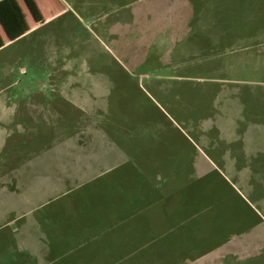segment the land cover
<instances>
[{
	"label": "rangeland",
	"instance_id": "1",
	"mask_svg": "<svg viewBox=\"0 0 264 264\" xmlns=\"http://www.w3.org/2000/svg\"><path fill=\"white\" fill-rule=\"evenodd\" d=\"M48 4L61 14L19 42L16 54L29 63L25 74L18 69L15 73L18 94L40 88L52 102L31 121H23L25 129L14 134L13 139L26 136L21 157L51 156L64 147L61 142L71 139L72 115L67 110L63 117L61 111L56 115V103L60 101L61 108L66 103L53 92V85L74 76L75 88L96 92L95 100H75V128L91 120L102 125L127 158L118 170L75 188V196L82 192L85 204L102 205L101 198L105 200L118 183L133 189L130 173H140L145 180L153 177L160 185L159 199L154 198L159 210L150 215L165 222L167 208L182 218L187 215L181 211L184 207L190 222L196 223L194 235L201 238L140 239L134 251L130 240L126 259L119 264H264V159L226 165L207 150L205 137H197L202 127L209 140L242 136L237 133L238 103L247 109L246 121L241 118L238 126L245 132L242 138L264 141V132H248L246 125H264V0H49ZM41 34L47 48L42 52ZM38 56L46 67H35ZM157 74L163 77L157 79ZM180 74L192 78L180 82L170 78ZM37 80L42 85L37 86ZM225 98L231 102L225 103ZM255 102L261 108L251 110ZM233 118L236 132L219 130L221 124L230 129ZM201 152L212 164L202 163L203 172L198 173L193 162ZM145 185L146 181L138 185L144 202L151 199ZM95 188L97 195L89 192ZM6 192L0 190V207ZM4 217L1 209L0 224ZM133 222L129 220L128 226ZM1 227L0 239L9 237L10 228ZM241 233L252 239H237ZM229 244L239 256L224 258ZM125 251L124 247L122 254Z\"/></svg>",
	"mask_w": 264,
	"mask_h": 264
},
{
	"label": "crops",
	"instance_id": "2",
	"mask_svg": "<svg viewBox=\"0 0 264 264\" xmlns=\"http://www.w3.org/2000/svg\"><path fill=\"white\" fill-rule=\"evenodd\" d=\"M48 1L9 0L24 31L14 40H9L0 23V182H4L0 185V190L7 191V194H3L6 202L0 207L2 212H6V217L3 218V224L0 226L10 228V232L6 233L9 237L0 239V264H119V260L126 259L130 240L133 242L130 244L134 251L138 248L136 243L140 239L141 241L142 239H201L199 235H194L196 223L190 222L191 216H188L190 213L188 214L184 207H181V211L187 215L182 218L176 215L177 211L169 208L165 219H162L165 222L160 220V216L150 215V212L153 211L155 214L159 210H156L154 198L159 199L160 185L152 181L153 177H147L145 180L140 173L135 175L130 173L129 177L135 181L132 185L133 189H127L129 187L126 183L121 185L118 183L115 188H111L108 195H105V200L101 198L100 201L105 202L102 205L85 204V198L81 196L86 195H82V192L79 197L75 196V188H83L103 174L118 170L127 162V158L123 156L121 144L119 145L114 137L109 138V130L102 125L91 120L90 123L75 128V105H77L75 100L84 97L95 100L96 92L91 89L82 91L75 88L77 82L74 76L59 83L54 82L53 92H58L66 103L62 108L60 101L56 103V115L59 116L58 113L61 111L63 117L65 110H67L66 114L72 115L74 133L71 139L75 137V140L61 142L60 144L65 142L64 147L56 148L61 150L48 157L42 155L29 159L21 157L25 154L26 136L13 139L14 134L21 128L25 129L23 121L25 123L26 119L31 121L30 118L34 114L39 115L44 112L47 105H51L52 102L47 100L46 94L40 88L18 94L15 73L18 69L25 74L29 63L25 62L22 55L18 59L16 54L21 45L18 44L19 42L37 33L48 24L50 19L61 14L49 8ZM60 1L65 2V0ZM221 38L213 43L217 44ZM38 40L39 50L46 51V46H43V41L46 39L42 34ZM38 58L35 67H46L44 58L42 59L41 56ZM155 77L159 79L163 76L157 74ZM170 78L180 82L188 81L187 79L192 77L180 74ZM198 79L203 82L221 83L215 79ZM41 81L37 80L36 85H42ZM83 92L84 95H80ZM225 99V103L231 102L230 99ZM260 108L259 102H255L251 110ZM245 110L247 109L244 107L242 109L237 103V133H245L243 129L241 131L238 128L241 118L245 116L243 113L247 114ZM244 119L246 121L245 117ZM234 124L235 118L230 129L221 124L219 130L234 133L236 132L233 129ZM246 125L248 132H264V125L258 123H246ZM198 131L200 134L197 137H205L204 145L218 162L234 165L240 160L257 157L264 159L262 140L260 143L257 139L244 137L245 140L242 138L244 135L240 134L237 137L227 136L230 141L221 142L207 139L206 128L202 127ZM17 149H23L24 153H19ZM200 155V159L197 158L193 162L198 173L203 172L202 163L212 164L202 152ZM160 178L158 174L156 180L159 181ZM142 181L147 182L145 185L147 196L151 194L149 196L151 199L146 202L141 200L144 198V191L138 186ZM8 187L12 189L9 190ZM89 192H93L91 194L94 195L99 194L96 188ZM50 211L53 212L47 213ZM132 219L134 222L129 223L128 226V221ZM14 223L17 225L14 226ZM61 227L63 230L60 231ZM250 236L241 233L237 234V239L243 237L252 239ZM253 237L255 239V236ZM124 247L126 251L122 254ZM224 254V258L228 255L239 256L238 249L234 252V244H229V249ZM240 256L242 257V254Z\"/></svg>",
	"mask_w": 264,
	"mask_h": 264
},
{
	"label": "trees",
	"instance_id": "3",
	"mask_svg": "<svg viewBox=\"0 0 264 264\" xmlns=\"http://www.w3.org/2000/svg\"><path fill=\"white\" fill-rule=\"evenodd\" d=\"M0 23L9 40H14L24 33L23 27L9 0H0Z\"/></svg>",
	"mask_w": 264,
	"mask_h": 264
}]
</instances>
